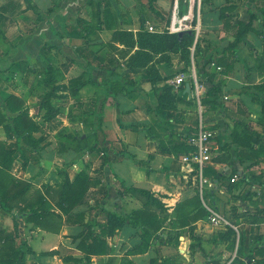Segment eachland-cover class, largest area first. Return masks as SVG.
Segmentation results:
<instances>
[{
    "label": "crops",
    "instance_id": "1",
    "mask_svg": "<svg viewBox=\"0 0 264 264\" xmlns=\"http://www.w3.org/2000/svg\"><path fill=\"white\" fill-rule=\"evenodd\" d=\"M251 19L249 32L233 46ZM146 32L194 37L189 49L193 62L199 50L198 91L185 73L182 86L171 85L182 74L165 68L166 40L146 44ZM141 55L150 58L141 62ZM50 79L58 87L53 111L42 104ZM164 88L170 89L172 109L161 108ZM67 97L72 104L64 120L59 100ZM23 114L18 134L16 118ZM86 117L96 121L89 134L59 144V120L79 130ZM203 118L216 134V156L206 170L214 183L206 190L207 204L234 227L212 225L196 193H180V184H192L181 169L188 153L184 144ZM32 123L36 129L29 133ZM0 143L14 152L11 176L32 185L13 214L0 207V229L18 228V241L27 243V263L226 264L238 258L249 264L245 260L255 255L256 240L264 247V0H0ZM96 144L109 147L103 167L88 166L103 153L84 147ZM59 145L66 151H58ZM64 152L75 159L67 161ZM81 173L95 184L73 213L84 215L98 234L110 217L125 220L107 236L105 255L81 250L85 227L64 214L57 233L28 220L27 204L38 189L73 182ZM99 187L120 195L108 210L89 198ZM128 188L151 192L161 202L154 207L160 229L137 218L145 211L144 199ZM201 208L205 215L194 220ZM46 209L62 213L49 197ZM177 226L188 232L179 244L170 234ZM55 250L61 255H44Z\"/></svg>",
    "mask_w": 264,
    "mask_h": 264
},
{
    "label": "trees",
    "instance_id": "2",
    "mask_svg": "<svg viewBox=\"0 0 264 264\" xmlns=\"http://www.w3.org/2000/svg\"><path fill=\"white\" fill-rule=\"evenodd\" d=\"M105 6L108 8L109 3L106 2ZM251 24L252 19L250 24L244 26L243 31L237 36L236 43L233 44V46H236L237 43L242 40L243 36L249 32ZM175 37L176 43H181L182 45L184 44V37H181L179 34ZM142 38L144 43L154 45L158 43L162 37L146 32L143 34ZM192 38L193 37H191V39ZM177 48H179L178 45ZM143 57L144 55H141L139 57V61L142 62L144 60H149L150 58L149 56H145L144 59H142ZM93 83L98 85L96 82ZM48 86L49 92L43 99L42 104L48 106L50 111H53L52 99L58 87L55 86L51 79L48 81ZM169 90V88H164L162 90L163 99L161 102V108L163 109H172L174 107L172 102H169L171 98L170 94L168 93ZM49 116L52 117L51 115ZM26 118L27 117L24 114L16 118V131L18 134H21V132L24 130L23 125L26 121ZM31 128L33 129L29 130V133L36 129L35 123H32ZM96 145L97 146L94 145L92 147L85 146L84 149H96L98 144ZM184 145L186 146H184L185 148L183 149L186 152L189 153L194 150V148L186 142ZM103 152L104 155L108 157L105 147H103ZM13 154L14 152L12 150H9L2 143H0V207L10 213L14 212V204L22 199L29 192L32 186L26 181L17 180L11 176L10 171L13 166ZM94 184L95 183L91 181L85 173H81L73 182L67 179L57 187L44 186L42 189H38L33 198L27 204V208L29 209V222L34 223L35 226L41 227L44 230L57 233L61 227L59 220L63 219L62 214H64L68 216V222L80 224L85 227V231L80 234V237L82 238L79 245L80 249L86 252L88 256L105 255L107 253V236L113 235L115 229L117 227H122L125 220H122L118 217H110L108 223L102 227L101 234H98L93 229V225H86L84 223V215H75L73 213V211L85 199L87 193L94 186ZM127 190L133 195H138L144 199L145 211L137 213V218H143L150 227L156 225L154 223L157 221V213L155 212L154 207L156 206L160 208L162 205L161 202L151 192L137 188H128ZM47 197H49L51 200H54L55 205L62 211L61 214H57L56 212L46 209ZM205 213V209L201 208L198 214L193 216L194 220L205 215ZM154 229L158 230L160 229V226H157ZM18 239V228H16L13 232L0 229V264H34L27 263L25 261V247H27V243L24 241L19 242ZM44 255L60 256L61 252L59 250H55L47 252ZM63 259L66 263L70 262L71 260L78 261L77 259L73 260L72 258ZM253 261H256L257 264H264V247L260 243H257L255 255H250L245 260V262L249 264H252Z\"/></svg>",
    "mask_w": 264,
    "mask_h": 264
},
{
    "label": "rangeland",
    "instance_id": "3",
    "mask_svg": "<svg viewBox=\"0 0 264 264\" xmlns=\"http://www.w3.org/2000/svg\"><path fill=\"white\" fill-rule=\"evenodd\" d=\"M83 23H84L83 26H85V25L88 26V24H90V22L88 20L85 21V19L83 20ZM196 23H197V20H195V22L192 25V28H193L194 31H195V25H196ZM94 24H95V22H94ZM197 28H198V26H196V29ZM85 32H83V33H85ZM105 36H104V38H105ZM190 36H191L190 34L184 35V44L183 45L181 43L180 44L179 43H176V37H174V36L173 37H170V36L163 37L162 40L163 39L166 40V41H164V44H165V46H166V48H167L168 51H166L167 52L166 54H163L162 60L166 64L165 68L166 69H173V73H176V76H177V74L179 75V74L185 73L187 76H189V78L192 79L191 76H192L194 70L199 72L198 66H197V70H196V68H195L196 66L194 64L196 62L195 59L198 56L199 50H198V47H197V51L195 53V58H194V62H193L192 51H190L189 48H191L193 46L194 37L191 36V37H193L191 39ZM154 45H156V44H154ZM177 45L179 46V48H181V49L183 48L182 49L183 52H181L179 50V48H177ZM188 54H189V56H188ZM170 61H172L171 66L168 65V63ZM213 67H215V66H213ZM215 68L217 69V67H215ZM147 72L148 71H146V73ZM59 102H61L62 105H63L62 106V111H63L64 114H62L63 116H61V118H64V120H67L66 119V112H67V109L69 108V105L72 104V100H69V98L67 97V98L60 99ZM96 108H97V106H96ZM72 109H73V113H74L76 110L74 108H72ZM107 116H109V114ZM70 119L68 121L71 122ZM64 120L63 121H62V119L59 120L60 123L57 124L58 126H60V129L57 130V133L55 135L57 136L56 138H57L59 144L60 143H65V144L66 143H70V142H72V139H74L75 137H79V136H81L83 134H89V132L91 131V129L93 128V125H94V123L92 124V121L93 122H96L94 118L90 119V118L86 117V119H85L86 120V124L84 125V127L83 128H80L79 130H77V129H74L73 128L74 126L73 127H71V126H68V127L61 126L63 124V122H65ZM108 120H109V117H108ZM202 120H204V118ZM108 123H109V121H108ZM199 124H200V122L198 121V125ZM205 127L208 128L206 126V123H205ZM108 131H109V129H108ZM107 137L109 138V132L107 134ZM100 138L102 139L103 136H101ZM103 147L106 148L107 153H108V157H106L104 155ZM97 148H98L97 150H99L103 154H102V156L99 154V157H95V161L94 162H91L90 165H88V166H91V164L93 165V163H98V164H100V167H103L104 165H106V164L109 163V147L100 144ZM65 149L66 148L64 146H60V147H58L57 150L61 152V150L66 151ZM66 153H68V152H64V154H66ZM60 154H62V153H60ZM66 156H68V157H66V160L67 161L69 160V162H71L70 160L75 159V156L74 155L66 154ZM213 156L214 157L216 156L215 155V151L213 153ZM16 166L19 167V164H16ZM124 171H126V167H125ZM99 173H100V171L97 170V174H99ZM190 181H191L192 184H189V183L188 184H185L184 182H183V184H180L179 187H182V188H180V193L187 192L188 190H191V192H193L194 194L196 193L197 200H200V202H201L200 204L202 205L203 203H202V200H201V195H200V192H199V188L196 185L194 179L193 180L191 179ZM108 183H109V180H108ZM118 197H120V195L118 194L117 191H115L114 194L111 195L109 193V188H107L105 190L104 189L101 190L100 187L97 190L93 191V193L90 194V196H89V198H96L97 199V205L98 206H103L104 208H106V210L109 209V203H112L113 204V200L117 199ZM204 199H205V202L207 203V195H205V198ZM52 201H53V204H54V200L53 199H52ZM186 203L187 204H190V202H186ZM100 218H101V220H103L104 219V216L102 215V216H100ZM177 225H178V223H177ZM168 228H169V226H168ZM172 230H171V233L170 234H175V237H176V239L178 241V244L180 243V240L178 239L179 236H183V235H186L188 233L186 230H184V228H179V227L177 229L174 228V227H172ZM256 242L259 243L260 242L259 239L256 240ZM235 248H236V244L232 246V250L235 251ZM61 251H62L63 254H70V251L69 250H66L64 248L63 249L61 248ZM232 259H233V257H232ZM232 259H230V260H232ZM232 262H233L232 264H241V261L238 258L232 260ZM101 263H103V262H101ZM70 264H74V263H70ZM85 264H89V262H87ZM96 264H99V262H96ZM254 264H257V263L254 262Z\"/></svg>",
    "mask_w": 264,
    "mask_h": 264
},
{
    "label": "built area",
    "instance_id": "4",
    "mask_svg": "<svg viewBox=\"0 0 264 264\" xmlns=\"http://www.w3.org/2000/svg\"><path fill=\"white\" fill-rule=\"evenodd\" d=\"M150 31H153V28L150 27ZM192 81L196 86L197 91L200 88V83L197 78L196 72L192 74ZM186 82L185 75H179L174 78L170 83L175 87H180ZM198 97V103L200 108L201 102L200 97ZM215 132L206 128L202 119L198 126L196 133L192 134L188 138V144L194 148L191 152L185 154L181 158V169L185 174L186 178L194 179L196 185L199 188L201 199L204 203V206L209 214V221L212 225L216 227H234L231 222L215 208L205 202V193L208 188H212L214 183L207 178L206 170L209 165L213 163V153L214 146L213 140L215 138ZM236 179H232V182H235ZM232 261L227 262L226 264H231Z\"/></svg>",
    "mask_w": 264,
    "mask_h": 264
},
{
    "label": "water",
    "instance_id": "5",
    "mask_svg": "<svg viewBox=\"0 0 264 264\" xmlns=\"http://www.w3.org/2000/svg\"><path fill=\"white\" fill-rule=\"evenodd\" d=\"M186 91H187L188 93L191 92V85H190V84H187V86H186Z\"/></svg>",
    "mask_w": 264,
    "mask_h": 264
}]
</instances>
